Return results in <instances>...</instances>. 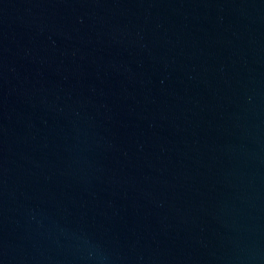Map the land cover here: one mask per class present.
Listing matches in <instances>:
<instances>
[{"label": "water", "instance_id": "1", "mask_svg": "<svg viewBox=\"0 0 264 264\" xmlns=\"http://www.w3.org/2000/svg\"><path fill=\"white\" fill-rule=\"evenodd\" d=\"M0 264H264V0H0Z\"/></svg>", "mask_w": 264, "mask_h": 264}]
</instances>
